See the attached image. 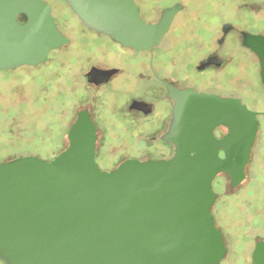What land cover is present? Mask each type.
<instances>
[{"label":"water","instance_id":"1","mask_svg":"<svg viewBox=\"0 0 264 264\" xmlns=\"http://www.w3.org/2000/svg\"><path fill=\"white\" fill-rule=\"evenodd\" d=\"M89 29L123 46L150 49L174 9L143 21L132 0H65ZM24 14L25 23L17 16ZM260 57L264 38L247 35ZM44 0H0V70L37 65L67 43ZM260 44L262 46L260 47ZM171 120L161 136L168 159H128L105 171L95 161V127L79 114L68 146L50 160L18 157L0 163V260L5 264H219L226 247L213 221L212 181L230 186L244 169L258 132L257 112L239 99L168 88ZM225 126L217 138L213 131ZM223 150V156L219 150ZM254 264H264V240Z\"/></svg>","mask_w":264,"mask_h":264},{"label":"flooded vegetation","instance_id":"2","mask_svg":"<svg viewBox=\"0 0 264 264\" xmlns=\"http://www.w3.org/2000/svg\"><path fill=\"white\" fill-rule=\"evenodd\" d=\"M44 1L50 4L56 28L68 39V42L57 49L50 50L47 59L37 65H22L0 70V75L9 74L7 79L10 80L8 84L10 89L6 93L0 87V115L2 116L0 120H6L8 125L14 119V109L8 104L13 99L11 85L15 70L40 67L50 61L53 53L54 63L58 68L64 59L74 55L75 62H81L84 65L80 81L86 85L89 94L92 88L97 89L100 93L103 92L107 99L109 110L104 116L107 121L106 139H113L115 142L133 141V151H135L131 152V156L106 170L97 159V144L101 135L97 119L90 108L93 103L89 97V105L76 111L70 126L80 113L87 115L93 123L96 135L95 161L101 170L115 169L128 159L148 161L168 159L173 155L174 146L161 139L168 129L174 105L168 95L169 87L178 91L190 89L220 98H235L242 103L239 92H245V84L249 79L256 80L264 88L260 79V57L249 46V40H247V35L264 38V0H199L207 5L206 13L200 11L196 0H132L139 17L147 23L160 22L167 10L174 9L168 27L150 49H133L123 46L112 37L89 29L79 20L65 0ZM17 21L25 23L26 16L19 14ZM65 48L71 52L63 51ZM42 76L45 77V73ZM4 99H6V112L2 113ZM39 100L40 102L42 100L40 105L45 109V96H41ZM257 113L258 120L259 115L264 112ZM11 125L8 126L11 127ZM69 128L66 131L67 146ZM11 130L12 128L8 131ZM226 132V127L221 125L215 128L213 134L221 138ZM256 138L257 134L250 149L249 160L245 165V177L238 185L231 187L226 173L215 176L216 178L219 175H226L231 190L240 186L246 179V169ZM219 155L223 156L222 149L219 150ZM24 156L40 158L34 154H22L15 158ZM108 156L105 154L104 157ZM15 158L0 161V163ZM214 195L216 200L215 192ZM213 221L216 228L221 231L226 247L224 232L216 224L214 215ZM261 240L264 239L258 241ZM0 264L5 263L0 260ZM252 264H254L253 260Z\"/></svg>","mask_w":264,"mask_h":264},{"label":"rangeland","instance_id":"3","mask_svg":"<svg viewBox=\"0 0 264 264\" xmlns=\"http://www.w3.org/2000/svg\"><path fill=\"white\" fill-rule=\"evenodd\" d=\"M196 1L200 11L206 13L207 5ZM69 23L72 24L71 21ZM67 49L63 51L71 52ZM54 60L53 53L50 61L40 67L13 72V99L8 105L14 109V119L8 123L13 124L11 127L6 120H0V161L22 154L38 155L44 160L57 155L67 146L66 131L76 111L89 105V97L101 135L97 144L99 162L107 170L131 156V152L135 151L133 141L106 139L107 121L104 116L109 110L108 102L103 92L92 88L89 94L86 85L80 81L83 63L75 62L72 55L57 68ZM8 77L9 74L0 75V87L4 93L10 89ZM245 85V92H239L243 103L253 111L264 112V88L253 79ZM41 96H45V109L40 105ZM2 103V113H5L6 99ZM258 120L259 131L245 181L233 190L229 188L226 175H219L212 182L216 194L212 212L216 224L224 232L227 247L220 264H252L253 245L264 239V114L259 115ZM105 154L109 156L106 158Z\"/></svg>","mask_w":264,"mask_h":264}]
</instances>
